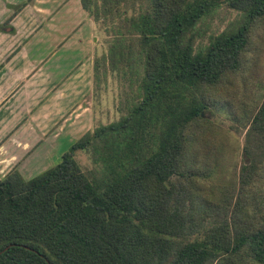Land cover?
<instances>
[{"label":"trees","instance_id":"trees-1","mask_svg":"<svg viewBox=\"0 0 264 264\" xmlns=\"http://www.w3.org/2000/svg\"><path fill=\"white\" fill-rule=\"evenodd\" d=\"M80 5L107 43L95 82L112 73L127 86L120 116L38 176L12 170L0 180V264H264V192L253 190L264 170V96L242 118L246 160L212 199L215 169L195 150L212 126L211 94L243 70L264 0ZM224 7L237 19L197 43ZM80 151L97 170H82Z\"/></svg>","mask_w":264,"mask_h":264},{"label":"crops","instance_id":"crops-1","mask_svg":"<svg viewBox=\"0 0 264 264\" xmlns=\"http://www.w3.org/2000/svg\"><path fill=\"white\" fill-rule=\"evenodd\" d=\"M46 2L0 0V180L12 170L25 177L42 166L41 174L52 166L45 164L52 150L56 162L69 144L62 119L77 105L85 81L87 36L73 29L78 13L64 8L66 0L55 5L58 18L46 22Z\"/></svg>","mask_w":264,"mask_h":264},{"label":"rangeland","instance_id":"rangeland-1","mask_svg":"<svg viewBox=\"0 0 264 264\" xmlns=\"http://www.w3.org/2000/svg\"><path fill=\"white\" fill-rule=\"evenodd\" d=\"M31 2L26 1L24 3ZM66 2L68 5L66 7L64 6V8L75 10L78 13V16L71 19L73 20V29H77L79 26L80 33L84 32L87 39L82 53V58L86 61L84 65L85 81L80 86L81 90L79 91L80 97L78 98V103L75 100L77 105L75 107L70 106L69 112L62 119V122L68 120L67 132L69 142L67 146L63 145L64 150L62 154L68 152L71 144L78 141L86 132L119 118L118 102L124 90H126L125 88H127L122 79L112 73H107L98 83L95 82L93 70L94 61L100 57L101 53L105 52L106 39L101 32V28L100 32H97L95 25L92 29V21L80 9L79 0H66ZM58 3V0H47L44 3L47 13L43 15V19L46 22L50 21L49 19L53 20V17L55 18L58 15L59 8L57 10L55 7ZM46 5L48 6L46 7ZM59 5L61 4L59 3ZM237 17L236 12L228 10L225 7L222 8L213 19L208 20L201 26L200 32H202V36L197 43L199 41L204 43L207 41L208 36L221 33ZM68 22L69 25L72 23L70 21ZM253 31L251 35V48L246 54L245 65L242 72H240L241 74H237L233 82L227 85L222 93L211 94L210 100H214L215 103L209 111L205 112L204 117L212 122V126L207 130L204 129L205 133L199 135L200 140L198 139V142L195 144V150L197 149L201 154L205 169L209 172L215 169L214 172H216L213 185L209 182L206 184L207 187L214 188L212 191L204 193V196H208L211 199L219 191L228 188L229 180L240 166L241 159L246 160L243 155L245 130L242 127V118L264 96V21L258 24ZM75 68L70 75L76 71ZM56 133L53 132V136ZM54 154L53 149L51 155L46 157L49 160L50 157L52 159L45 162V164H50L53 167L59 162V160L55 162L56 155ZM75 159L86 173L97 170V167L92 163L88 154L81 151L77 152ZM41 168L42 166L36 172H25V177L23 178L30 180L38 176L40 174L38 171L46 169ZM260 173L257 188L256 186L253 187V190L257 194L261 193V191L264 192V170ZM224 178L225 181H223Z\"/></svg>","mask_w":264,"mask_h":264}]
</instances>
